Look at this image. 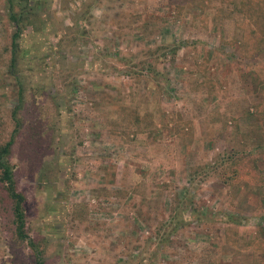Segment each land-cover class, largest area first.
Segmentation results:
<instances>
[{
  "label": "rangeland",
  "instance_id": "1",
  "mask_svg": "<svg viewBox=\"0 0 264 264\" xmlns=\"http://www.w3.org/2000/svg\"><path fill=\"white\" fill-rule=\"evenodd\" d=\"M257 1L0 0V264H264Z\"/></svg>",
  "mask_w": 264,
  "mask_h": 264
},
{
  "label": "trees",
  "instance_id": "2",
  "mask_svg": "<svg viewBox=\"0 0 264 264\" xmlns=\"http://www.w3.org/2000/svg\"><path fill=\"white\" fill-rule=\"evenodd\" d=\"M249 1V0H248ZM8 9H10L8 12L11 14L9 15L10 20L15 24V27L18 26L17 18L14 15L13 12V0H6ZM245 5L244 3L242 4ZM253 7L257 8V10L253 11L254 14L245 12L248 17L247 20L252 26H254V29L251 30V33L254 34L257 45L259 44V49L262 50V47L264 48V1L260 3V1H257L255 4L252 5ZM20 32L19 29L16 27L14 33L11 36V44H10V64H9V70L11 71L14 69L17 65V51L19 46V38H20ZM260 52V51H259ZM261 53V52H260ZM263 53V52H262ZM22 95L19 92V102H22ZM18 110L19 106H16V108L11 112L12 118L15 121L14 122V129L12 131V134L10 135L9 139L3 143H0V184H2L3 189L8 196V198L11 201V212L13 216V223L15 226V237L19 241L27 240L28 237L25 233V211H24V204H25V198L22 194L17 192L15 188V181H14V171L10 163L8 162V157L11 154V150L13 148L16 133L20 132L21 128H24L23 120L20 118L18 119ZM254 129L259 132L261 129L259 126H255ZM254 154V153H253ZM252 153H237L235 155H228L227 160L228 161H240V163L244 164L245 166H250L252 164L251 170L257 172L258 174H261V171L258 167L255 165V158H253ZM247 157H250L246 162L245 159ZM260 156H257V160L260 161ZM232 178H225L223 180L224 184H234L233 182H236L241 177V174L239 173V169H236L233 171ZM35 264H41L40 260L37 259V255L35 258Z\"/></svg>",
  "mask_w": 264,
  "mask_h": 264
}]
</instances>
